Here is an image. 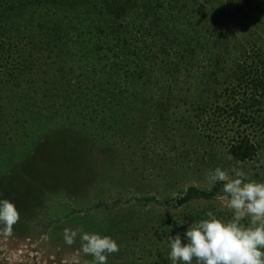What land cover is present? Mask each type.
<instances>
[{"label": "rangeland", "instance_id": "1", "mask_svg": "<svg viewBox=\"0 0 264 264\" xmlns=\"http://www.w3.org/2000/svg\"><path fill=\"white\" fill-rule=\"evenodd\" d=\"M150 1L156 23L168 14V28L162 22L167 33L157 37L152 81L136 68L140 95L147 100L132 119L119 115L114 124L107 112L104 126L86 129L77 121L43 129L44 138H33V147L25 136L19 137L21 146L16 139L17 151L32 147L19 156L5 149L13 133L0 137L6 185L0 198L13 201L21 216L11 237L0 236V264H85L91 257L77 253L78 240L64 244L65 227L115 238L120 251L108 264H171L168 237L184 232V220L202 219L208 211L231 216L217 198L182 207L173 204L176 199L190 187L210 191L215 184L206 176L216 166L239 164L250 178L264 180V148L250 160H236L227 139L235 136L237 124L216 116L233 99L237 104L227 90L246 77L251 61L264 59V0ZM81 73L76 69L75 76ZM6 99L0 94V104ZM247 105L264 113L258 100ZM10 131L0 121V132ZM245 135L261 141L264 131L256 127Z\"/></svg>", "mask_w": 264, "mask_h": 264}, {"label": "trees", "instance_id": "2", "mask_svg": "<svg viewBox=\"0 0 264 264\" xmlns=\"http://www.w3.org/2000/svg\"><path fill=\"white\" fill-rule=\"evenodd\" d=\"M151 3L0 0V94L7 96L0 104V121L11 126V131L0 132V137L13 133L7 139L10 146L4 145L11 156L31 151L33 138L40 141L45 129L59 124L76 125L78 121L86 129L90 125L104 126L107 112L114 124H118L119 115L132 119L139 105L147 100L140 95L136 68L152 81L157 37L167 33L161 27L163 23L168 28V14L159 15L161 20L156 23V5L149 7ZM158 26L161 29L155 30ZM167 42L169 39L161 46L166 47ZM254 60L236 89L227 90L231 99L237 98V104L233 99L229 107L216 113L218 120L226 117L231 124H237V132L228 136L227 146L240 162L252 159L259 146L264 148V136L255 141L245 135L256 127L264 131V113L247 107L251 98L264 104V59ZM76 69L83 71L78 77ZM22 136L33 144L17 151L16 139L21 146ZM3 176L1 171L0 190L6 187ZM221 187L220 183L210 191L190 187L173 204L182 207L194 201L214 200ZM144 201L159 202L156 198Z\"/></svg>", "mask_w": 264, "mask_h": 264}, {"label": "clouds", "instance_id": "3", "mask_svg": "<svg viewBox=\"0 0 264 264\" xmlns=\"http://www.w3.org/2000/svg\"><path fill=\"white\" fill-rule=\"evenodd\" d=\"M206 180L222 184L217 199L231 216L225 219L208 211L202 219L184 220L181 225H188L184 232L168 237V260L171 264H264V180L250 178L239 164L231 169L216 166ZM20 218L17 205L0 198V236L11 237ZM61 236L67 246L79 241L77 253L91 257L85 264H108L109 256L120 251L115 238L100 232L65 227Z\"/></svg>", "mask_w": 264, "mask_h": 264}]
</instances>
